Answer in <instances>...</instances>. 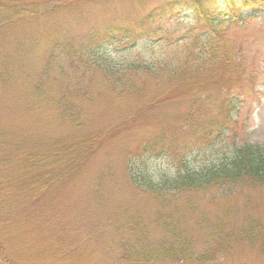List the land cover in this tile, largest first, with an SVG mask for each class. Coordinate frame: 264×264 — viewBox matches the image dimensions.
Segmentation results:
<instances>
[{
	"label": "rangeland",
	"instance_id": "rangeland-1",
	"mask_svg": "<svg viewBox=\"0 0 264 264\" xmlns=\"http://www.w3.org/2000/svg\"><path fill=\"white\" fill-rule=\"evenodd\" d=\"M71 1L70 5H55V0L18 3L13 10L34 14L22 12L0 29V123L31 137L33 145L48 148L56 140L61 147L75 137L136 118L127 131L101 136L97 151L46 195L15 201L6 213L14 218L0 224L3 252L16 264H264L262 238L250 237L256 221L264 234V188L245 189L231 201H215L202 193L180 195L163 207L148 192L134 187L126 174L128 161L141 164L138 157H143L156 179L182 166L165 153L139 155L144 141L161 130L191 147L181 159L191 160L199 169L231 155L242 143L264 144V12L227 28L224 41L214 43V49L232 51L234 72L220 74L224 50L217 56L200 48L195 39L202 31L187 2L162 11L166 0H108L76 6ZM4 17L11 19L14 14L0 10V21ZM114 23L130 32L99 48L87 43L89 34ZM134 63L154 65L150 75L140 71L141 96L111 94L103 65L125 72ZM184 64V79L195 77L200 93L212 97L211 108L203 106L207 111L222 109L221 83L228 82L231 94L241 98H232L233 118L225 134L195 147L193 133L180 130L185 113L192 110V99L170 96L171 70ZM64 107L70 112H64ZM70 114L78 117L79 124ZM41 208L43 221H19L28 211ZM161 216L192 239V254L181 250L176 255L159 252L147 260L135 259L132 247L135 243L137 251L141 248L136 237L143 235L125 228L126 219L143 221L157 245L170 240Z\"/></svg>",
	"mask_w": 264,
	"mask_h": 264
},
{
	"label": "trees",
	"instance_id": "trees-1",
	"mask_svg": "<svg viewBox=\"0 0 264 264\" xmlns=\"http://www.w3.org/2000/svg\"><path fill=\"white\" fill-rule=\"evenodd\" d=\"M102 1L108 0H74V6L77 3L93 5ZM181 1L191 5L196 24L202 31V34H199L195 39V41L199 40L200 45H202L200 48H206L207 53L217 54V56H221L220 51L224 50L223 58L221 57L223 59L221 64L224 65V68H219L218 71L220 74L234 72L230 60L232 51L224 47L214 49V43L224 41L225 33L228 31L227 28L246 22L254 18L257 13L264 12V0H166L165 4L160 6V10L173 9L181 5ZM21 2L32 4L33 0H0V10L7 9L14 14L13 18L4 17L0 21V29L4 24L9 25L15 18L20 17L22 12L34 14L33 11L28 12L27 9L22 11L13 10V7H17V4ZM72 3L71 0H55L54 4L70 5ZM52 10L47 12L51 13ZM128 32L130 31L123 28L121 24H109L102 30L89 34L87 43L96 45V48H99L105 41H110L117 35L127 34ZM96 51L94 53L97 56ZM76 58L79 59L80 55ZM79 60L81 61V59ZM95 62L96 65L101 64L98 60H95ZM237 63L242 65L241 59ZM75 65L76 63L73 66ZM103 66L105 67L104 75L110 93H115L119 97L123 95L141 96V85L137 83L140 82L141 76H143L140 71L147 72V75L155 71L152 64L134 63L129 65L125 72L116 69L114 66ZM171 71V75L174 77L171 80L169 79V82L171 84L173 82L174 86L170 96L184 98L188 95L192 99L189 102L192 110L185 113L183 126L181 125L180 130L188 129L193 133L196 137L194 147L220 138V135L225 134L228 123L233 118L232 98L238 100H241V98L231 94L232 91L228 82L221 83L219 88L222 97L219 104L222 109L220 112H209L203 106L206 104L209 107L212 106V97H206L205 93H200L201 87L199 88V81L195 77L184 79L187 64ZM64 91L63 94L66 95V91L65 93ZM61 99L63 100V97ZM159 100L161 101L160 98H158ZM63 111L70 112V109L64 107ZM72 115L70 114V118L73 122L79 124L78 117ZM134 118L136 117L125 118L108 129L97 130L94 134L89 133L81 137H75L73 140H68L60 145L61 147H59L60 143L56 140L48 148L40 147L39 144L33 145L31 137L14 133L12 126L0 123V224H8L10 219L14 218L8 217L6 213L14 208L16 200L27 196L35 199L46 195V191L57 185L65 174L78 167L81 162L97 151V141L100 142L101 136L127 131ZM197 133L198 135H195ZM190 149L191 147L188 148L187 143H179L177 135H168L161 130L158 135L144 141L140 147L139 155L165 153L182 162V166L177 167L173 173L156 179L147 162L142 160L143 157H138L141 159V164L138 161L132 162V160L126 163L127 177L134 187L148 192L163 207L165 203L173 202L180 195L189 196L202 193L215 201H231L245 189L264 188V144L242 143L234 148L231 155H227L218 161H212L210 165L200 169L191 163V160L188 159L185 162L181 159L184 155L183 152L191 151ZM32 219L36 221L34 223L43 221L45 219L44 210L41 208V210L28 211L19 221H25L28 224L32 223L30 222ZM161 220L163 221L162 226L170 234V240H162L161 243L155 245V242L149 238L143 221L140 219L131 221L126 219L125 228H129V231L136 236L143 235V238L136 237L141 248L137 251L135 243L132 247L135 248L133 255L135 259L147 260L150 255L155 256L159 252L167 256L176 255L181 250H188L189 255L192 254L190 250V246H193L192 239L188 238L184 231L176 230L167 216H161ZM165 223L167 226H165ZM226 234L228 238L233 235L232 232ZM241 234L244 235L243 232ZM2 236L0 233V264H16L12 257L3 252L1 246ZM250 237L254 241H257V238H262V243H264V234L261 233L258 221L253 225ZM262 248L264 249V245H262Z\"/></svg>",
	"mask_w": 264,
	"mask_h": 264
}]
</instances>
